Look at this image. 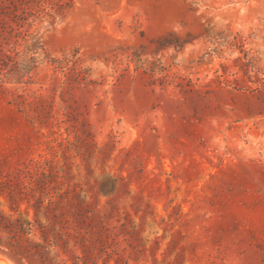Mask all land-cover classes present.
I'll return each instance as SVG.
<instances>
[{
  "label": "rangeland",
  "instance_id": "374dc122",
  "mask_svg": "<svg viewBox=\"0 0 264 264\" xmlns=\"http://www.w3.org/2000/svg\"><path fill=\"white\" fill-rule=\"evenodd\" d=\"M0 264H264V0H0Z\"/></svg>",
  "mask_w": 264,
  "mask_h": 264
}]
</instances>
